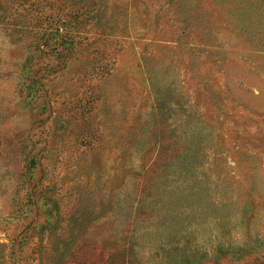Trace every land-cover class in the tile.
<instances>
[{
	"label": "rangeland",
	"instance_id": "374dc122",
	"mask_svg": "<svg viewBox=\"0 0 264 264\" xmlns=\"http://www.w3.org/2000/svg\"><path fill=\"white\" fill-rule=\"evenodd\" d=\"M263 256L264 0H0V264Z\"/></svg>",
	"mask_w": 264,
	"mask_h": 264
},
{
	"label": "trees",
	"instance_id": "16d2710c",
	"mask_svg": "<svg viewBox=\"0 0 264 264\" xmlns=\"http://www.w3.org/2000/svg\"><path fill=\"white\" fill-rule=\"evenodd\" d=\"M241 252H243V251L241 250ZM216 254H217V257H216L217 261L220 259V256H224L225 257V256H227L229 254H231L232 256H233V254H234V256L236 254H238L240 256L239 258L234 259L235 261H241V260L244 259V256L242 257V255L238 252V250H234V249H229V250L227 249V251H223L222 249H220V250L217 251ZM224 257L222 259H224ZM211 259L212 258L209 259L208 257H204L203 258V260H205L206 262L209 261L210 263L212 262ZM213 263H218V262H213ZM115 264H125V263L123 261L119 260V261H116ZM180 264H186V263H182L181 262ZM247 264H264V256L262 258H260V259H257L256 261H254L252 263H247Z\"/></svg>",
	"mask_w": 264,
	"mask_h": 264
}]
</instances>
